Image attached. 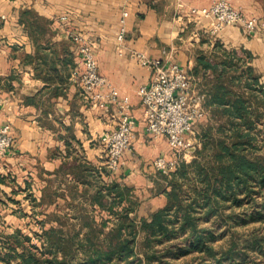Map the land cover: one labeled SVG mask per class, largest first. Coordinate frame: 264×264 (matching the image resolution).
Here are the masks:
<instances>
[{
	"label": "crops",
	"instance_id": "1",
	"mask_svg": "<svg viewBox=\"0 0 264 264\" xmlns=\"http://www.w3.org/2000/svg\"><path fill=\"white\" fill-rule=\"evenodd\" d=\"M213 1L0 0V123L10 124L14 137L0 174V235L20 231L41 247L44 230L69 233L84 220L107 217L102 206L119 200L118 194H125L121 206L129 202L139 220L168 204L166 184L160 185L152 163L176 154L166 137L147 133L139 89L150 84L154 69L133 54L177 62L191 73L200 53L211 54L219 43L246 52L264 84V0H231L258 27L248 33L228 26L219 34L210 33L209 19L191 13ZM72 32L93 45L99 73L130 98L135 139L115 173L106 167L100 140L118 126L121 107L96 108L86 98L83 58ZM191 76L198 97L201 79ZM206 118L195 122L197 133Z\"/></svg>",
	"mask_w": 264,
	"mask_h": 264
},
{
	"label": "trees",
	"instance_id": "2",
	"mask_svg": "<svg viewBox=\"0 0 264 264\" xmlns=\"http://www.w3.org/2000/svg\"><path fill=\"white\" fill-rule=\"evenodd\" d=\"M250 62L246 52L228 50L219 43L211 54L198 56L190 74L201 79L199 88L209 114L200 125L202 148L195 150L191 163L182 162L176 172L161 174L168 204L151 219L138 223L131 215L132 205L121 206L125 194H118L119 200L110 198L102 206L108 209L107 217L84 220L69 233L44 230L41 247L17 231L8 237L7 248L0 250V261L130 264L140 247L151 264L161 244L165 250L160 259L165 264H185L179 260L193 254L192 264H264V85ZM114 188L109 186L110 191ZM201 219H214L219 227L229 229L228 247L213 245L218 234L213 228H201ZM252 222L261 226L238 241L234 227ZM183 233L185 242L178 239ZM141 234L144 239L139 243ZM79 252L86 255L85 260L76 262L73 257Z\"/></svg>",
	"mask_w": 264,
	"mask_h": 264
},
{
	"label": "built area",
	"instance_id": "3",
	"mask_svg": "<svg viewBox=\"0 0 264 264\" xmlns=\"http://www.w3.org/2000/svg\"><path fill=\"white\" fill-rule=\"evenodd\" d=\"M191 13L210 21V33L219 34L228 26H241L248 33L258 27V20L249 19L245 13L236 8L231 0H214L208 7L192 8ZM123 14L119 39L126 35V18ZM71 37L80 44V53L84 63L81 81L86 98L93 107L107 109L110 104L121 107L118 126L104 132L101 136L107 158L106 167L110 173L117 172L122 165L125 153L131 149L135 139V120L127 111L129 97H122L117 88L99 73L98 62L93 45L81 33L72 32ZM139 62L154 69L150 84L139 89V95L146 107V130L153 137H166L175 157H159L152 163L156 172L170 175L175 172L183 159L196 148L195 122L205 119L207 111L203 97L193 95V77L189 71L177 62L166 63L163 60L149 58L143 53H134ZM14 137L10 124L0 123V174L5 169L7 156L12 152Z\"/></svg>",
	"mask_w": 264,
	"mask_h": 264
},
{
	"label": "rangeland",
	"instance_id": "4",
	"mask_svg": "<svg viewBox=\"0 0 264 264\" xmlns=\"http://www.w3.org/2000/svg\"><path fill=\"white\" fill-rule=\"evenodd\" d=\"M264 85V84H263ZM199 98H202L203 97V100H204V96L203 95H200L198 96ZM196 98V96H195ZM206 109V108H205ZM207 111V110H206ZM198 134V135H197ZM200 131L199 133H195L194 136H192L193 140H195L197 143H196V149L198 148H202V141L200 139ZM261 145L264 146V137H262L261 139ZM196 158V155L195 154H191L189 153L184 159L182 162H187V163H191L194 159ZM181 162V164H182ZM181 166V165H180ZM179 166V167H180ZM178 170V169H177ZM176 170V171H177ZM175 171V172H176ZM259 201L262 200L261 197L258 198ZM248 206V204H246V207ZM138 223H140L142 220H139V219H136ZM253 224H250V225H245V226H237V227H234V230L237 231V239L238 241L240 242H243V240H245L244 237L248 236L249 233L251 232V230L253 228H256V227H260V223L258 222H252ZM201 228L203 227H209V228H213L214 232L216 234H218V239L214 241V246L217 247V248H220L221 246H225V247H228L229 243H230V231L227 227H224L222 229V227H219L218 226V223L216 221H214V219L212 220H205V219H201L200 222H199ZM109 225H111V222L109 223ZM109 230V228L107 229ZM185 235L186 234H181L180 237H178V239H181V241L185 238ZM242 238V239H241ZM8 237L7 236H4V235H0V250L3 249V251L5 250V248H7L6 246H8ZM144 239V235L141 234L139 236V243L142 242V240ZM183 242H185V240H183ZM37 244V243H36ZM39 244H41V246L44 245V243L42 242H39ZM157 248V255L155 254V258L156 260L151 263V264H165L164 260L162 261L160 259V253L163 252L165 250V246L161 245V244H158L156 246ZM45 249V248H44ZM138 251V257H132L130 260L131 263L130 264H148V261H147V258H146V253L144 251V248H138L137 249ZM59 256H62V253H58ZM85 256L82 252H79V254L75 257H73V260L76 261V262H81V261H84L85 260ZM195 254L193 255H189V256H185V257H182L179 262L180 263H185V264H192L193 261H194V257ZM200 256V255H199ZM138 258L140 260H138ZM161 260V261H159ZM197 261V260H195ZM18 263V260H15V259H12L11 261V264H17ZM0 264H4V262H1L0 261ZM113 264V263H112ZM121 264H127V262H122Z\"/></svg>",
	"mask_w": 264,
	"mask_h": 264
}]
</instances>
